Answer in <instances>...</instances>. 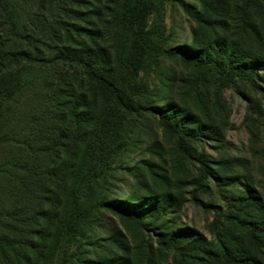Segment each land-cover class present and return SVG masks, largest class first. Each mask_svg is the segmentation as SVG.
<instances>
[{
	"label": "trees",
	"instance_id": "obj_1",
	"mask_svg": "<svg viewBox=\"0 0 264 264\" xmlns=\"http://www.w3.org/2000/svg\"><path fill=\"white\" fill-rule=\"evenodd\" d=\"M163 1L0 0V264H52L61 239L65 255L94 213L121 209L105 199L107 172L140 129L142 113L159 114L146 79L164 54L179 57L196 84L208 78L254 86L264 71V0L218 1L220 8L208 0L218 30L231 22L237 42L219 36L202 54L165 50ZM245 42L262 52L243 57ZM185 119L164 124L177 128L179 139ZM206 208L224 216L219 206ZM121 210L143 227L147 210ZM237 223L247 238L224 241L219 258L262 264L264 254L253 252L264 244V225L249 217ZM185 250L205 264L218 258L193 243Z\"/></svg>",
	"mask_w": 264,
	"mask_h": 264
},
{
	"label": "rangeland",
	"instance_id": "obj_2",
	"mask_svg": "<svg viewBox=\"0 0 264 264\" xmlns=\"http://www.w3.org/2000/svg\"><path fill=\"white\" fill-rule=\"evenodd\" d=\"M207 2L163 1L165 50L202 54L205 42L216 45L219 36L231 45L237 42L231 22L226 30H218L210 8L214 4L206 8ZM148 24L153 25L152 17ZM238 49L243 57L262 52L253 51L247 42ZM160 61L146 79L160 115L142 113L140 129L124 143L107 172L105 199L121 209L147 210L143 227L123 216L121 209H100L93 214L91 228L65 244V255L61 239L52 264H189L185 248L190 243L215 252L213 264H226L219 258L224 241L247 238L237 222L249 217L255 225H264V71L254 86L242 80L223 86L208 78V83L196 84L179 57L164 54ZM174 116L186 118L179 139L177 128L164 124ZM210 204L219 206L224 216L216 219L206 208ZM260 241L264 243L263 235ZM253 253L264 254V244ZM192 257L205 264L203 255Z\"/></svg>",
	"mask_w": 264,
	"mask_h": 264
}]
</instances>
